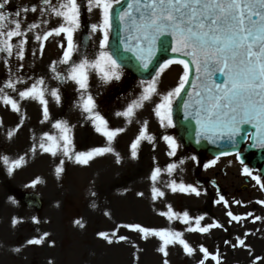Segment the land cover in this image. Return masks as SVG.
Here are the masks:
<instances>
[{
	"label": "snow or ice",
	"instance_id": "snow-or-ice-1",
	"mask_svg": "<svg viewBox=\"0 0 264 264\" xmlns=\"http://www.w3.org/2000/svg\"><path fill=\"white\" fill-rule=\"evenodd\" d=\"M11 3L12 0H0V63L6 73V78L0 81V105L18 114L20 120L12 128H5L0 120V128H4L6 139L12 140L24 127L23 103L36 102L41 109L39 123L49 126L50 130L42 131L38 137L33 133L30 151L59 158L54 169L57 178L65 173L66 161L86 166L97 158L112 155L116 164L121 163L122 157L114 145L128 129L110 125L100 109L98 89L119 84L129 65L137 71H148L159 53L170 55L155 65L150 79L139 81L138 92L125 97L123 107L114 113L128 125L134 122L140 125L129 145L132 160L139 158L144 143L153 145L155 151L157 142V137L150 132L149 121L138 118L143 109L151 106V114L165 130L159 139L167 146L166 154L171 162L161 167L153 158L155 166L148 177L152 202L164 201L169 193L197 198L207 195L200 185L186 182L179 175L185 164L184 159L178 158L182 145L175 136L167 134L168 129L176 127L173 115L178 108H182L187 121L185 132L189 139H194L196 144L207 140L221 149L214 159L203 164L205 170L215 167L221 157L235 156L241 174L264 191V171L250 168L239 150H231L238 149L237 138L246 125L255 129L248 134L253 141L250 147L264 149V0H128L126 7L123 0H37L30 5H18L10 12ZM85 31L87 35L79 39L78 34ZM50 41H57L61 50L59 57L48 65L50 79L57 83L54 88L48 87L43 76L26 72L28 56L42 58ZM173 66L181 68L177 83L162 91L161 77ZM94 77L98 81L97 90L92 85ZM69 83L75 92L72 109L80 115L77 123L54 117L50 109V103L59 107L64 102L62 87ZM78 125H90L106 143L77 151L74 130ZM188 159L196 166L201 163L196 155ZM0 162L11 175L26 160L24 156L10 159L3 155ZM164 176L167 179L162 181ZM39 183L37 178L26 187L34 188ZM161 183L166 190L158 186ZM216 193L214 203L226 210L229 226L243 227L242 222L264 224V216L253 211L235 214L230 210L232 203L218 187ZM91 195L95 197L97 193ZM233 202L246 206L241 200ZM255 204L264 208V200L258 199ZM165 207L166 211H159L158 215L170 224L179 222L184 226L183 231L124 223L118 224L111 233L99 232L98 237L110 245L124 242L129 237L119 233L126 229L143 240L156 238L163 264H169V249L176 246L187 257L199 256L197 264H223L219 247L212 252L203 243L193 246L185 233L207 236L214 230L228 232L224 223L215 218L208 220L206 214L194 216L188 210L176 211L171 204ZM32 222L40 223L35 217ZM11 223L15 227L22 221L14 217ZM75 223L84 227L80 220ZM48 235L28 239L27 244L41 245ZM251 235L252 232L244 231L234 242L225 239L223 243L233 250L251 253L246 243ZM252 264H264V257L255 256Z\"/></svg>",
	"mask_w": 264,
	"mask_h": 264
},
{
	"label": "rangeland",
	"instance_id": "rangeland-1",
	"mask_svg": "<svg viewBox=\"0 0 264 264\" xmlns=\"http://www.w3.org/2000/svg\"><path fill=\"white\" fill-rule=\"evenodd\" d=\"M37 0H12L8 11H15L18 5H30ZM32 16H29V20ZM94 22V18H93ZM87 31L78 34L83 39ZM61 54L57 41H50L46 45L42 58H33L30 55L26 60V72L34 76H43L49 88L57 86L56 81L50 79L48 65ZM181 68L173 66L161 77V90L175 86ZM6 78L3 64L0 63V81ZM142 78L137 77L129 69H125V76L119 84L109 85L98 89L100 95L98 103L102 113L110 121L112 127H126L128 130L118 137L115 149L122 157L120 164L115 163L112 155L100 157L81 166L66 161L65 173L57 178L54 169L59 158L30 151L33 144V133L37 137L42 131H49V126L39 123L41 109L36 102H24L22 106L26 117L24 127L13 137L6 139L4 128H0V156L7 155L10 159L24 156L26 163L22 168L8 174L5 166L0 162V264H163L164 257L158 252L160 242L156 238L141 239L138 234L121 229V235L129 237L127 241L108 244L98 237V233H111L118 224L139 223L151 228H173L183 231L184 226L179 222L169 223L165 217L158 215L159 211H166V204H171L176 211H190L192 215L206 214V219L215 218L229 228L228 232L214 230L207 236L185 233V238L196 246L203 243L210 251L217 247L221 249L223 264H252L255 256L264 257V224L242 222L239 225L229 226L226 210L222 205L214 203L217 198L213 180L220 186L221 194L231 203V211L235 214H246L253 211L264 216V208L255 204L256 200H264V191L249 181L248 188L243 190L245 178L241 174V166L235 156L221 157L213 168L205 170L203 164L215 156L205 152H198L186 146L177 126L168 129L167 134L175 136L181 143L178 158L184 159V171L179 175L186 182L198 184L202 192L207 195L201 197H187L168 194L164 201L153 203L151 200V182L148 179L156 163L165 167L170 158L167 156V146L159 139L164 129L159 127L158 121L151 114V106H147L139 113V120L149 121L150 132L157 137L155 151L153 145L144 143L139 158L132 160L129 155V145L138 132L140 125H128L122 118L114 115L124 105V98L131 93L138 92L137 85ZM150 79V78H147ZM97 79H92L94 90H97ZM64 102L57 107L50 103L54 117H64L71 123H77L80 115L72 109L75 99L73 85L70 83L62 87ZM174 121L175 116L173 115ZM0 120L5 128H12L19 123L20 116L0 105ZM75 147L77 151H87L93 147L103 146L106 143L90 125L77 126L74 130ZM196 155L200 165L188 159ZM258 171V170H257ZM41 183L36 187H26L35 179ZM167 177H162V181ZM164 189L163 183L158 185ZM25 191H36L43 199V207L37 210L24 203L20 194ZM92 192L97 195L93 197ZM143 192V196L137 193ZM16 202L13 203L12 201ZM241 200L246 206L236 205L233 201ZM108 212L110 215L105 216ZM18 218L22 223L12 226V219ZM33 217L40 223L32 222ZM80 220L84 224L81 228L75 223ZM244 231L252 232L246 243L248 250L236 249L224 245L225 239L235 241V237ZM44 233L48 237L41 245H28L27 240L37 238ZM135 245L136 247H133ZM20 248L19 252L14 249ZM139 249V251L137 250ZM138 257V259H137ZM200 257L190 258L184 255L179 246L170 247L169 264H197ZM212 264V262H209Z\"/></svg>",
	"mask_w": 264,
	"mask_h": 264
},
{
	"label": "water",
	"instance_id": "water-1",
	"mask_svg": "<svg viewBox=\"0 0 264 264\" xmlns=\"http://www.w3.org/2000/svg\"><path fill=\"white\" fill-rule=\"evenodd\" d=\"M125 3H126V1H125ZM125 3L123 4V6H126ZM115 40H116V33H115ZM128 55H130V54H128ZM166 55H167V54H166ZM166 55H162V54H160V57H157V60L153 62V65L150 66V69H149L148 71H143V72H141V71H137L135 67H133V66H131V65H130V66H131V67L135 70V72H137L138 74H140V75H144V76H147V75L151 74V73L154 71V69H155V65H156L157 63H159L160 60H161V58H163V57L166 56ZM185 98H186V97H185ZM177 111H178L179 123H180V125H181V126L184 128V130H185V125L187 124V121L184 120V113H183V110H182V108H178ZM244 128H245V131H243V132L241 133V137H243V138H241V137H238V138H237V140H238V149L242 146V144H243V142H244V140H245V138H246V134H247V132L249 131V129L251 128V125H246V126H244ZM254 131H255V130H254ZM185 137H186V140H187L188 142L194 144L197 148H201V147H202V148H206L208 151H210V152L213 153V154L219 153L220 150H221V149L218 148L216 145L209 143L207 140H202L200 144H196L195 141H194V139H189V138H188L186 132H185ZM229 147H230V146H229ZM251 150H253V147H250V145L247 146V154H248L249 156H250V152H251ZM251 157H252V161H251L252 163L256 164L257 162H261L262 160H264V149L257 148V155H255V156H251ZM243 158H247V155H243Z\"/></svg>",
	"mask_w": 264,
	"mask_h": 264
},
{
	"label": "bare ground",
	"instance_id": "bare-ground-1",
	"mask_svg": "<svg viewBox=\"0 0 264 264\" xmlns=\"http://www.w3.org/2000/svg\"><path fill=\"white\" fill-rule=\"evenodd\" d=\"M168 88H166L165 90H167Z\"/></svg>",
	"mask_w": 264,
	"mask_h": 264
}]
</instances>
